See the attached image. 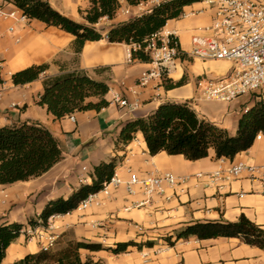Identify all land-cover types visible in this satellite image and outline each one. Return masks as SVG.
Wrapping results in <instances>:
<instances>
[{
    "label": "crops",
    "instance_id": "0c3cea01",
    "mask_svg": "<svg viewBox=\"0 0 264 264\" xmlns=\"http://www.w3.org/2000/svg\"><path fill=\"white\" fill-rule=\"evenodd\" d=\"M4 1L5 11L15 8ZM46 1L64 16L82 22L78 10L86 9L89 0ZM118 1L120 8L115 17L109 21L103 18L95 25L102 35L110 27L146 13L152 7L149 3L128 6L125 0ZM211 17L212 10L196 2L186 6L180 18L166 23L164 29L173 33L185 57L174 60L164 80L151 81L135 96L127 88L133 86L151 64L136 59L128 61L129 46L102 39L85 42L80 52L75 53L73 37L57 28L28 19L20 23L0 21V78L3 82L0 84V127L38 122L50 132L62 152L61 160L41 176L0 186V225H26L28 220L36 219L47 202L67 198L80 185L89 184L94 166L116 158L114 169L124 180L127 170L138 176L168 172L189 180L174 192L165 189L163 196L153 197L145 207H131L133 202L144 199L140 192L130 196L119 188L112 190L110 198L99 196V204L84 212L53 217L51 221L59 241L67 238L102 246L99 251L80 250L82 260L89 258L101 264H264V250L246 245L238 238L198 240L189 237L174 241L176 231L194 222H235L240 215L264 230V183L242 175L222 189L205 187L204 179L197 180L194 175L217 169L211 150L203 159L187 161L180 155L168 156L163 152L150 156L140 134L123 147L116 144L118 133L127 121L145 117L165 102H186L191 108L197 105L198 115L212 124L223 125L225 119L221 117L229 115V103L206 102L198 95L195 81L202 76L223 78L234 63L201 61L187 55L191 36L206 34L204 29L210 25ZM8 27L13 30L8 32ZM39 65H46L47 69L37 79L23 85L12 84V74ZM75 69L108 86L104 96L108 105L99 111L75 112L72 114L74 122L69 120L70 115L54 120L44 107L36 104L43 82ZM175 84L177 86L170 89L164 87ZM110 91L121 93L129 102L136 101L138 108L129 112L110 105ZM12 104L15 107H11ZM249 107L232 116L231 128L228 132L225 130L229 135L235 134L238 118ZM233 160L264 165V137L255 140L250 149L237 154ZM80 178L85 181L80 183ZM27 229L28 226L10 244L0 264H11L26 254L40 251L35 238L37 231L28 236ZM168 236H172L171 245L164 240ZM129 241L152 242V246L140 251L129 247L126 253L117 255L107 250L116 243Z\"/></svg>",
    "mask_w": 264,
    "mask_h": 264
},
{
    "label": "trees",
    "instance_id": "16d2710c",
    "mask_svg": "<svg viewBox=\"0 0 264 264\" xmlns=\"http://www.w3.org/2000/svg\"><path fill=\"white\" fill-rule=\"evenodd\" d=\"M19 10L28 20H36L47 27L57 28L73 37L72 49L79 53L85 42L105 40L108 43L139 45L131 50V60L150 62L143 51L144 41L160 31L168 21L177 20L183 9L198 0H162L151 7L149 12L134 16L127 21L110 27L102 35L95 25L103 18L112 20L120 8L118 0H89L84 10H78L83 21L72 20L53 9L46 0H6ZM147 0H125L128 6H137ZM179 49V47H178ZM182 54L180 58H184ZM47 69L46 65L31 66L11 75L13 85H23L34 81ZM63 72V67H60ZM0 78V84H2ZM177 84L164 85L166 89ZM108 86L75 69L62 73L43 82V90L36 104L44 107L54 120L62 119L75 112L99 111L108 103L104 96ZM140 134L150 156L165 153L180 155L187 161H197L213 151L216 159L233 158L250 149L258 134L264 137V100H254L241 113L234 135L199 117L186 103H161L154 111L142 118L127 121L120 129L116 144L125 146ZM62 158L58 142L50 132L38 122H21L10 127H0V186L27 181L46 173ZM117 159L100 162L93 167L89 184L80 185L67 198H57L45 204L36 219L26 225L5 223L0 225V262L7 248L22 230L46 227L52 216H62L73 212L80 201L91 193L98 192L102 184L112 176ZM195 237L198 240L216 238H238L244 244L264 250V230L240 215L235 222L205 221L194 222L174 233V241ZM168 245L172 236L164 238ZM57 244V243H56ZM60 244V243H59ZM56 245L49 251H38L24 255L11 264H101L89 258L80 257V250L99 251L100 244L69 240L63 246ZM152 242L133 241L116 243L107 248L112 254L126 253L129 247L140 251L149 248Z\"/></svg>",
    "mask_w": 264,
    "mask_h": 264
},
{
    "label": "built area",
    "instance_id": "2783aa9c",
    "mask_svg": "<svg viewBox=\"0 0 264 264\" xmlns=\"http://www.w3.org/2000/svg\"><path fill=\"white\" fill-rule=\"evenodd\" d=\"M159 2V0H147L137 6L149 3L153 7ZM198 2H202L212 10V17L210 25L204 29L206 34L191 36L187 55L201 61L225 60L234 63V67L223 78L212 79L202 76L195 81V87L200 91L202 98L206 102L230 103L239 95L261 89L264 86V0H198ZM5 5L6 2L0 0V21L11 20L20 23L27 20L16 8L5 11ZM164 27L144 41L143 51L150 59L151 68L143 72L133 86L127 88V91L134 96L139 89L144 88L151 81L164 80L174 60L183 54L178 49L173 33L165 30ZM7 30L11 32L13 29L8 27ZM139 48V45L129 46L128 61H131V50ZM109 104L129 112L138 108L136 101L129 102L121 93L113 91H110ZM11 107L15 105L12 104ZM69 120L74 122L72 115L69 116ZM261 138V134H258L255 140ZM216 162L218 164L216 170L194 175L197 180L204 179L205 187L222 189L242 175L247 176L251 181L264 183V165L247 164L225 158L216 159ZM126 174L127 178L124 180L114 169L112 176L102 184L101 189L87 195L78 203L74 211L84 212L90 206L98 205L99 196L110 198L112 190L119 188H123L130 196L137 191L140 192L144 199L133 202L131 207H145L153 197L163 196L165 189L174 192L189 180L188 177H176L168 172L138 176L127 170ZM84 181V178L79 179L80 183ZM53 217L56 216L48 219L46 227H28L25 232L28 236H32L37 231L35 238L42 251L52 250L58 239L51 221Z\"/></svg>",
    "mask_w": 264,
    "mask_h": 264
},
{
    "label": "rangeland",
    "instance_id": "374dc122",
    "mask_svg": "<svg viewBox=\"0 0 264 264\" xmlns=\"http://www.w3.org/2000/svg\"><path fill=\"white\" fill-rule=\"evenodd\" d=\"M200 94L201 93L199 91L198 95L200 96ZM260 98L264 99V86L261 89H257L255 91H253L252 93L237 96L233 101H231L229 103V107H230V109L228 111L229 115H226V116L223 115L221 117V118L225 119L224 122H223V125L221 126V124H219V123H214V125H216L217 127H220L221 129H224V130H226L228 132L229 129L231 128L232 116L235 115V114H238L243 108H245L247 106L249 107V105H251V103L254 100H258ZM191 109L197 114L199 108H198L197 105H193V108H191ZM198 116L202 117L200 115H198ZM57 241L60 243L59 246H63L64 243L69 241V240L67 238H64V239H62L60 241H59V239H57ZM56 245L54 246L53 249H55L57 247Z\"/></svg>",
    "mask_w": 264,
    "mask_h": 264
}]
</instances>
